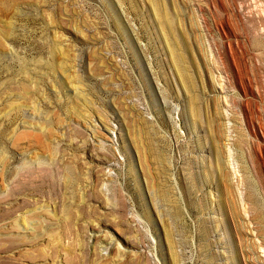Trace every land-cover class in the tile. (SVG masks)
<instances>
[{
	"label": "rangeland",
	"instance_id": "1",
	"mask_svg": "<svg viewBox=\"0 0 264 264\" xmlns=\"http://www.w3.org/2000/svg\"><path fill=\"white\" fill-rule=\"evenodd\" d=\"M0 264H264V0H0Z\"/></svg>",
	"mask_w": 264,
	"mask_h": 264
}]
</instances>
